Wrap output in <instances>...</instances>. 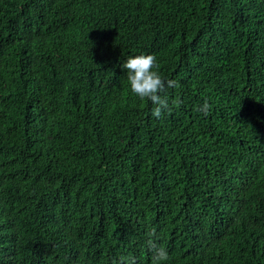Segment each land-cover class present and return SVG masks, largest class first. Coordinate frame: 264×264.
I'll return each instance as SVG.
<instances>
[{"label":"trees","instance_id":"trees-1","mask_svg":"<svg viewBox=\"0 0 264 264\" xmlns=\"http://www.w3.org/2000/svg\"><path fill=\"white\" fill-rule=\"evenodd\" d=\"M141 54L177 82L159 119ZM149 239L264 264V0H0V264H151Z\"/></svg>","mask_w":264,"mask_h":264},{"label":"clouds","instance_id":"clouds-1","mask_svg":"<svg viewBox=\"0 0 264 264\" xmlns=\"http://www.w3.org/2000/svg\"><path fill=\"white\" fill-rule=\"evenodd\" d=\"M126 72L128 85L131 93L138 97L140 100L150 101L154 107L152 108L151 115L156 119L162 117L165 112H170L171 107L169 99L165 93L166 89L177 87V82L172 79H165L159 73V64L153 54H141L129 57L122 65ZM181 102L177 99L172 102L176 107ZM204 115H208L210 105L207 101L196 109ZM154 235V231L149 233V236ZM149 249L153 250L151 264H164L169 260V254L165 247L157 246L156 243L149 239ZM112 264H135L132 257L121 256L119 261L113 260Z\"/></svg>","mask_w":264,"mask_h":264}]
</instances>
